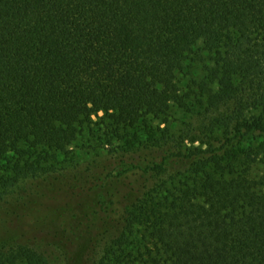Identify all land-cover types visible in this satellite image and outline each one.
Returning a JSON list of instances; mask_svg holds the SVG:
<instances>
[{"label": "trees", "instance_id": "obj_1", "mask_svg": "<svg viewBox=\"0 0 264 264\" xmlns=\"http://www.w3.org/2000/svg\"><path fill=\"white\" fill-rule=\"evenodd\" d=\"M199 44L205 76L183 94ZM190 105L196 127H153ZM100 114L128 158L109 189L90 178L82 264H264V0H0V161L16 157L0 179V264H53L52 247L72 261L76 240L40 227L68 203L39 166Z\"/></svg>", "mask_w": 264, "mask_h": 264}, {"label": "rangeland", "instance_id": "obj_2", "mask_svg": "<svg viewBox=\"0 0 264 264\" xmlns=\"http://www.w3.org/2000/svg\"><path fill=\"white\" fill-rule=\"evenodd\" d=\"M201 47V44H199L194 48V51L189 55L183 65V69L177 76V81L183 94L188 92L189 89H195L204 79L207 64L204 56L201 54ZM197 100L198 97L194 95V97L192 96L189 99V102L194 103ZM188 107V110L171 107L168 117L153 121V127L159 128L164 135L174 137H178L188 126L196 127L198 109H193L191 105ZM178 146L190 149L191 147H201L202 145L199 142L186 140ZM124 149V144L111 135L106 120H102V114H100L98 117H93L89 125H85L79 129L76 141L65 155L54 156L47 162L40 164V170L57 172L58 175H61L62 184L60 187L62 191L56 195L54 202L62 205V207L65 202L68 204L56 216L48 214L45 219L46 221L42 226H39L43 229H49L51 232H57L60 235L70 236L76 240V250L72 261L69 263L64 261L59 250H52L54 248H51L50 253L53 264H82L83 255L89 242V231L85 229L95 223V215L93 213L95 206L90 201L91 194L88 193V188L90 189V186H92L90 185V178H93V182L96 180L104 182L106 180L107 185L105 186L107 187L108 183H110L109 179L106 178L108 174L113 170L116 171L117 166L127 161L128 157L123 153ZM13 158L14 156L10 155L5 160L0 161V179H4L7 177V174H11V170L14 169L16 163V157ZM263 160L257 161L254 166V173L259 178L264 176ZM28 164L37 166L33 163V160H29ZM112 175L115 177L119 174L113 172ZM45 177L46 175H42L40 180ZM81 177H84L83 181ZM118 180L123 179L118 178ZM165 181L169 183L171 180L167 178ZM35 182L37 180L26 178L22 185L28 186ZM106 189H109V187ZM16 193L10 194L7 198L14 200ZM18 212L19 214L23 213L21 211Z\"/></svg>", "mask_w": 264, "mask_h": 264}]
</instances>
